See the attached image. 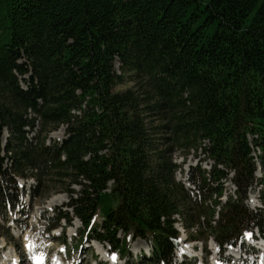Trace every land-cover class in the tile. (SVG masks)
Returning a JSON list of instances; mask_svg holds the SVG:
<instances>
[{"label": "trees", "instance_id": "16d2710c", "mask_svg": "<svg viewBox=\"0 0 264 264\" xmlns=\"http://www.w3.org/2000/svg\"><path fill=\"white\" fill-rule=\"evenodd\" d=\"M126 81L143 89H114ZM37 118L44 136L66 125L61 148L27 140ZM3 128L15 175L32 171L39 189L52 161L59 179L81 181L64 207L85 226L99 210L97 236L119 253L127 236L149 238L152 264L166 260L177 245L174 213L187 227L203 218L219 246L235 242L264 227L243 204L255 169L248 134L260 135L253 145L264 152V0H0V139ZM175 147L201 148L214 162L208 174L188 172L196 195L173 178ZM4 156L0 147L1 213L17 188ZM218 165L234 172L237 198L212 225L227 174Z\"/></svg>", "mask_w": 264, "mask_h": 264}, {"label": "rangeland", "instance_id": "374dc122", "mask_svg": "<svg viewBox=\"0 0 264 264\" xmlns=\"http://www.w3.org/2000/svg\"><path fill=\"white\" fill-rule=\"evenodd\" d=\"M21 61H22V59L17 60L16 63H20ZM117 67L118 66L115 67V70L119 71V69ZM13 73L16 76L17 70H13ZM26 77H27V75H25V78ZM137 86H136V84H134L130 81H126L123 84L117 85L114 89L124 91V90H127L128 88H134L135 90L140 91V88H142V87H139V86L137 87ZM78 93H79L78 91H75V94H78ZM74 112L78 113L76 111H74ZM31 117L32 118L34 117V114L32 111H30L28 113V118H31ZM154 118L155 117L152 116L149 119V122H150V120H153L152 123L150 122V126L153 130L161 125V123L159 124V122L155 121ZM65 126L66 125H59L58 123H54V124H51L49 127H47L46 129H47L48 133L46 134V136H48V138H47L46 142L54 141L55 140L54 134H56V133H57V136H63ZM150 132L152 133L153 131L150 130ZM4 133L5 132L2 131V138H3ZM41 135H42V131H40V134L38 137L39 141H41V138H42ZM149 136H151L150 133H149ZM152 136L154 139H156V141H159V137L162 135L160 133H154L153 132ZM258 136H260V135H257L255 132L248 135V137L246 139L247 145H249V143H253L255 141V139H257ZM202 144L208 146L209 141L204 139L202 141ZM160 147H162V146H160ZM175 148H176L175 152L172 154L175 159H173V160L170 159L171 160L170 162L171 163L176 162L177 164L181 165V169H182L181 172L179 170L176 171V178L178 177L177 179H183L185 168L188 169L192 165L195 166L197 164H201V167L206 168V169L210 166L211 161H209L207 159L203 160V158H205V156H204L205 153L201 152V148H198L197 152H195L194 149H191L187 153H186V151H183V149H181L179 147H175ZM258 152H259V150L255 149V152H253V154L256 155ZM152 154L156 155L157 150L152 151ZM2 155L3 154L1 153V156ZM7 156H8V153H6V155L3 158V164L6 165V172H8L11 175H15V173L17 171L14 169V164L12 163L11 159L8 158ZM19 166H20V164H19ZM149 173H152V172H149ZM27 174H28V176L26 178H22L21 176H19L18 182L20 181L19 182L20 186H23L25 188V185H26V186H28V188L29 187L32 189L34 188L35 191L36 190H37V192L39 191L40 195L37 197H32L33 198L31 201L32 202V208H31V202H30V211L28 212V216L24 219V221H27L30 224L35 225L36 228L33 229L32 231L26 230L23 234L20 233L22 235L18 236V230H17L15 224L12 223L11 218H10V217H13L14 214L12 213V215L10 216V214L8 213L7 222L1 221V218H0V250H1V247L4 246L3 252L8 255V261H11L14 259V257H15L14 255L16 252H20L22 254V258H24V259H22L21 264H28V262L25 259V257L27 255L23 254V252L25 251L23 248L24 244H25V246H28V248H31L32 247V241H33L34 242L33 247L36 250L39 249L41 252L45 251L47 246L51 244V236L44 235L42 233V230H41L43 224L45 225L46 217L51 216L53 213V211H51L50 209H53L55 207L65 209V207H63L65 204V201L70 200L71 197H73V198L76 197L77 194L82 189V186H83V183L81 181L75 182L72 178H69V177H67L66 179H59L58 174L61 175L62 172L61 171L59 172L58 169H54V175L53 174L47 175L46 179L43 182L44 186L43 187L41 186L39 189H36V180L35 179L32 180V178H31L32 177V171H28ZM15 177L18 178V175H15ZM232 186H233V184L229 180L225 181L224 182V189H225L224 192L225 191L231 192ZM113 187H114L113 180L109 179L106 182V187L104 188L102 193H108L109 191H111L113 189ZM187 187H190V186H187ZM250 188L251 189L248 192V195L252 199H253V196H255V195H257L259 200H260L259 196L261 198L264 196V187H263L262 191H258L259 186H257L254 182V184ZM25 191H26V194L28 192L27 190H23L24 196H25ZM195 191L196 190H193V193H196ZM224 192L222 193L221 198L224 196ZM262 199H264V198H262ZM54 200H56V201H54ZM250 204L253 206V200L250 202ZM260 208H262L263 212H264V203L261 204ZM69 210H70V208H69ZM38 215H40L41 218L43 215H45L43 222H40V220H39V222L36 223V219H37ZM215 217H216V214H214V218H212L211 224L215 223V221H216ZM163 219H164V217L161 218V220H163ZM72 220L73 221H72L71 226L66 225L64 223V221H61V224H60V225H63V224L65 225L64 234H65L67 243L70 245H74L75 247L80 248V249H77L73 253L70 261L68 262L69 264H71L72 261H74V264H96L99 261L101 262V264H108V262H109V264H112L113 260H117L116 256H115V259H113V254H115V253L111 250L110 246L107 243H101L95 239L85 241L84 238L82 237V234H84L85 232L81 226V223L77 219H75V217ZM174 227L177 229V231H179V240L182 241V239L187 238V240H185V241H187L185 246L186 245L189 246L187 248L188 254L199 255L200 252L201 253L205 252L204 248H207V249L211 248L210 238H209L210 237L209 236L210 229L207 226L202 225L200 220L198 223H195L191 227H187L185 224L182 225L181 223L175 224ZM8 232H10V235H11L10 240H7L6 236L4 235V234L8 235ZM60 232H61V234L63 232V230L60 227H58L56 230H54V233L60 234ZM52 233L53 232H51L50 234H52ZM26 239L31 240V242L30 243H24V242H26ZM37 239L39 240L38 242H36ZM81 240H82L83 244L81 243ZM132 242H134L138 246H142V247H145V245H146L144 239H136V240H133L129 243V248H130V245ZM59 243L60 242H57V244H59ZM192 247L194 248V250H192ZM132 249H133V253H135L137 251L136 246H133ZM209 253L211 254V252H209ZM52 257H54V256H52ZM81 259H83V260H81ZM187 260H189V259L187 258ZM0 262H2L3 264H6L2 255H0ZM119 262L122 263L123 260L119 259Z\"/></svg>", "mask_w": 264, "mask_h": 264}, {"label": "bare ground", "instance_id": "6f19581e", "mask_svg": "<svg viewBox=\"0 0 264 264\" xmlns=\"http://www.w3.org/2000/svg\"><path fill=\"white\" fill-rule=\"evenodd\" d=\"M56 201V200H54ZM53 201V202H54ZM52 203V202H51ZM177 227V226H176ZM179 228V227H178ZM183 235V234H182ZM260 247H264V241H260L259 244H258ZM32 248V247H31ZM263 259V257H262ZM34 261H32V264H45L44 262L41 261L40 258H37V257H34L33 258Z\"/></svg>", "mask_w": 264, "mask_h": 264}, {"label": "snow or ice", "instance_id": "6c2138e0", "mask_svg": "<svg viewBox=\"0 0 264 264\" xmlns=\"http://www.w3.org/2000/svg\"><path fill=\"white\" fill-rule=\"evenodd\" d=\"M251 234L250 233H246L245 236L249 237ZM113 259H115V254H113Z\"/></svg>", "mask_w": 264, "mask_h": 264}]
</instances>
